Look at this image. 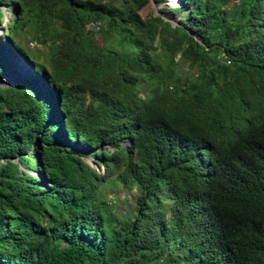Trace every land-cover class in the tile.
I'll use <instances>...</instances> for the list:
<instances>
[{
	"label": "trees",
	"instance_id": "1",
	"mask_svg": "<svg viewBox=\"0 0 264 264\" xmlns=\"http://www.w3.org/2000/svg\"><path fill=\"white\" fill-rule=\"evenodd\" d=\"M151 2L0 0V264H264V0Z\"/></svg>",
	"mask_w": 264,
	"mask_h": 264
},
{
	"label": "rangeland",
	"instance_id": "2",
	"mask_svg": "<svg viewBox=\"0 0 264 264\" xmlns=\"http://www.w3.org/2000/svg\"><path fill=\"white\" fill-rule=\"evenodd\" d=\"M183 3L184 0H167V2L157 4L155 0H152V2L144 10L141 11V14L144 17L152 13L161 15L166 20L172 22L173 25H177L179 24L181 18L188 14V10L173 12L169 9L179 8ZM1 7H3L6 14L5 22H3V27H7L8 23L11 20V17L13 16V12L8 9L9 6L7 5H1ZM3 32L4 30L0 27V35H2ZM31 38L32 37L28 34H21L17 38L22 43L27 52V54L23 56L13 54L11 56V51L7 42L0 40V42L2 43V48L0 49V59H7L9 62L13 63L12 69L8 71L0 81V86H15L21 83L24 79L31 77V75L33 74L35 62L29 57V53L38 54L39 52L43 51L44 48L33 42ZM19 59L24 61V63L27 62L26 65H28V67H26V65L24 64H19V61H21ZM42 85L43 83L41 81H37L35 88L40 90L42 88ZM39 176L44 179L43 175L39 174ZM102 192L110 201L114 202L115 205H118L117 203H120V205L122 206H125L128 202L131 203V201L133 200V196L135 195V190H133V192L131 193L126 192L123 187L114 179H112V182L110 184L108 183L102 188Z\"/></svg>",
	"mask_w": 264,
	"mask_h": 264
},
{
	"label": "water",
	"instance_id": "3",
	"mask_svg": "<svg viewBox=\"0 0 264 264\" xmlns=\"http://www.w3.org/2000/svg\"><path fill=\"white\" fill-rule=\"evenodd\" d=\"M34 69H35V65H34ZM3 79V77L2 78H0V81ZM46 179V178H45Z\"/></svg>",
	"mask_w": 264,
	"mask_h": 264
}]
</instances>
